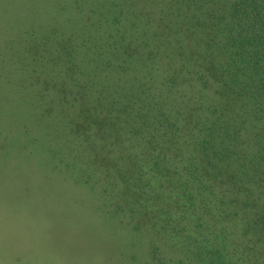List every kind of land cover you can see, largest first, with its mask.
Masks as SVG:
<instances>
[{"label": "trees", "instance_id": "trees-1", "mask_svg": "<svg viewBox=\"0 0 264 264\" xmlns=\"http://www.w3.org/2000/svg\"><path fill=\"white\" fill-rule=\"evenodd\" d=\"M92 1L102 14L109 4ZM111 8L113 18H98L112 38L111 87L127 98L123 108L142 101V110L109 115L119 97L105 81L94 84L100 54L69 79L76 103L93 116L107 111L126 130L92 126L103 137L89 149L91 169L123 187L131 209L154 207L159 229L186 241L178 252L188 264H264V0H117ZM58 60L71 76L73 56Z\"/></svg>", "mask_w": 264, "mask_h": 264}, {"label": "rangeland", "instance_id": "rangeland-1", "mask_svg": "<svg viewBox=\"0 0 264 264\" xmlns=\"http://www.w3.org/2000/svg\"><path fill=\"white\" fill-rule=\"evenodd\" d=\"M112 1L102 14L92 0H0V264H188L178 252L186 241L174 244V231L159 229L155 208L142 202L131 209L123 187H112L110 176L87 162L103 137L95 123L126 133L109 115H125L132 106L131 115L142 110V101L123 108L127 98L111 87L112 38L98 18L114 17ZM97 54L104 69L94 84L105 81L107 93L119 97L109 115L98 109L93 116V109L76 103L69 80L83 77L84 63L91 66ZM69 55L71 76L58 60ZM70 131L74 137L66 140ZM120 170L125 179L131 176Z\"/></svg>", "mask_w": 264, "mask_h": 264}]
</instances>
